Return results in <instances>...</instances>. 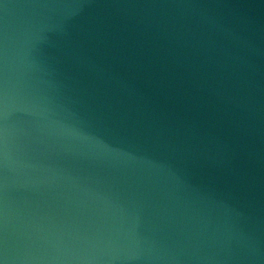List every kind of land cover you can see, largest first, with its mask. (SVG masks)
Instances as JSON below:
<instances>
[{"label": "water", "instance_id": "obj_1", "mask_svg": "<svg viewBox=\"0 0 264 264\" xmlns=\"http://www.w3.org/2000/svg\"><path fill=\"white\" fill-rule=\"evenodd\" d=\"M0 264H264V0H0Z\"/></svg>", "mask_w": 264, "mask_h": 264}]
</instances>
